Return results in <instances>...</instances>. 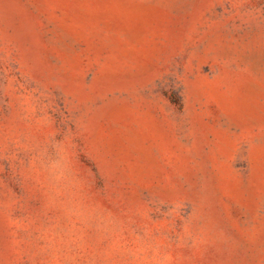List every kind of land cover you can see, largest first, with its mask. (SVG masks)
Segmentation results:
<instances>
[{"label":"rangeland","instance_id":"obj_1","mask_svg":"<svg viewBox=\"0 0 264 264\" xmlns=\"http://www.w3.org/2000/svg\"><path fill=\"white\" fill-rule=\"evenodd\" d=\"M0 264H264V0H0Z\"/></svg>","mask_w":264,"mask_h":264}]
</instances>
